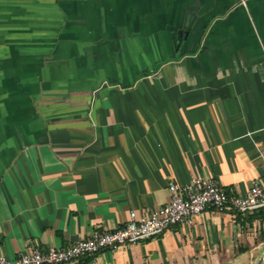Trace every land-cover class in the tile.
I'll list each match as a JSON object with an SVG mask.
<instances>
[{"label": "crops", "instance_id": "1", "mask_svg": "<svg viewBox=\"0 0 264 264\" xmlns=\"http://www.w3.org/2000/svg\"><path fill=\"white\" fill-rule=\"evenodd\" d=\"M194 176L264 183V0H0L2 253L125 227ZM263 263L264 208L208 207L69 264Z\"/></svg>", "mask_w": 264, "mask_h": 264}, {"label": "built area", "instance_id": "2", "mask_svg": "<svg viewBox=\"0 0 264 264\" xmlns=\"http://www.w3.org/2000/svg\"><path fill=\"white\" fill-rule=\"evenodd\" d=\"M170 201L149 214L130 211L125 227L93 230L89 236L65 247L30 244L15 259L0 250V264H69L83 256H93L106 249H118L129 243L147 240L176 225H193L208 207L219 211L236 209L248 212L264 208V183L254 181L244 194H231L218 180L194 176L186 184L169 181Z\"/></svg>", "mask_w": 264, "mask_h": 264}, {"label": "water", "instance_id": "3", "mask_svg": "<svg viewBox=\"0 0 264 264\" xmlns=\"http://www.w3.org/2000/svg\"><path fill=\"white\" fill-rule=\"evenodd\" d=\"M180 35L183 34V31H179ZM181 41V37L179 39ZM178 49V48H177ZM264 264V263H263Z\"/></svg>", "mask_w": 264, "mask_h": 264}]
</instances>
